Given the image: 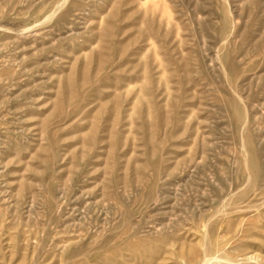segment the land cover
I'll return each mask as SVG.
<instances>
[{
  "label": "rangeland",
  "instance_id": "1",
  "mask_svg": "<svg viewBox=\"0 0 264 264\" xmlns=\"http://www.w3.org/2000/svg\"><path fill=\"white\" fill-rule=\"evenodd\" d=\"M0 264H264V0H0Z\"/></svg>",
  "mask_w": 264,
  "mask_h": 264
},
{
  "label": "bare ground",
  "instance_id": "2",
  "mask_svg": "<svg viewBox=\"0 0 264 264\" xmlns=\"http://www.w3.org/2000/svg\"><path fill=\"white\" fill-rule=\"evenodd\" d=\"M205 251V250H204ZM205 255H206V253H205ZM207 256V255H206Z\"/></svg>",
  "mask_w": 264,
  "mask_h": 264
}]
</instances>
